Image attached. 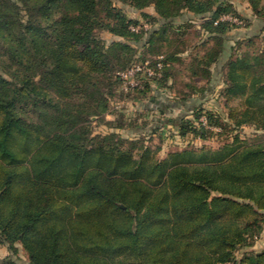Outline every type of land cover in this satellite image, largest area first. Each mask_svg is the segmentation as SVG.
<instances>
[{
	"label": "trees",
	"instance_id": "16d2710c",
	"mask_svg": "<svg viewBox=\"0 0 264 264\" xmlns=\"http://www.w3.org/2000/svg\"><path fill=\"white\" fill-rule=\"evenodd\" d=\"M118 1L152 6L151 25L132 30L141 22L114 0H0V242L21 244L29 264H264V248L236 254L264 223V26L228 45L251 21L231 0ZM248 2L264 21V0ZM161 55L155 83L175 102L207 97L222 62L227 116L199 104L176 127L182 137L229 132L231 142L160 159L112 130L118 92L158 100L149 80L121 89L118 72ZM103 122L105 134L94 130ZM245 126L253 140L240 138Z\"/></svg>",
	"mask_w": 264,
	"mask_h": 264
},
{
	"label": "rangeland",
	"instance_id": "374dc122",
	"mask_svg": "<svg viewBox=\"0 0 264 264\" xmlns=\"http://www.w3.org/2000/svg\"><path fill=\"white\" fill-rule=\"evenodd\" d=\"M231 1L234 2V5L238 11L247 16L251 21L248 26L244 25L242 28L238 27L231 30L229 32L230 36H239L240 32L247 29H250L252 34H254L253 32H256V29H258L259 26H264V21L255 19V17L251 14L252 11L248 0ZM114 3L117 7L121 8L129 18L138 19L141 23H150L143 13L153 12L154 10L152 6L145 7L144 9H137L129 3H124L118 0H114ZM189 17V15L183 17V24L184 20L186 21ZM186 28V37L191 40V46H194V44L199 39L198 36L196 37L195 27L192 25H186ZM102 35L107 40L115 37L108 32H102ZM197 48H194V51L197 50ZM200 48L203 49L201 46ZM215 76H218V82L222 83V76ZM153 87L154 90L151 93L158 95V104L165 101V99L168 97L171 98V95L175 93V91H170L168 88H160L159 84L155 82H153ZM221 88L222 87H220V89ZM215 92L216 93H214L210 98H197L198 96H195V100L200 101V105L203 104L202 101L205 102L203 107H205L206 110L209 109L215 111L217 114L226 117L227 107L224 105V100L222 98H217L218 91ZM173 99L174 97L171 98L170 101H174ZM197 105L198 103L195 105L194 98L189 99L188 101L183 102L182 106H172L174 110L167 111L165 115H162L157 109L156 103L150 102L149 100L137 101L134 99H127L118 92L117 95L112 99L111 110L106 115V120L110 122L112 121L111 126L114 127L112 130L117 131L120 138L136 139L138 143H144L145 146L150 147L153 151H156V156L160 159L165 158L169 151L183 149L186 145H195L196 147L204 145L211 148H218L226 142H231L233 140V136L229 135V132L224 134H214L208 138L195 136L192 133H189L184 137L178 134V128L176 127L177 119L182 116L192 118L195 113V106ZM104 122L100 125H97L94 130L104 134L107 131H110L111 127L109 124ZM155 125L159 126V128L153 129ZM256 133L257 132L254 127L245 126L240 129V138L242 140H253L256 136ZM263 248L264 223L262 225L260 234L252 239L250 246L239 248L236 251V254L238 257H242L243 253L246 251L258 252ZM5 259H11L15 264H29V258L21 244L17 245V250H13L10 249L8 245L0 242V262Z\"/></svg>",
	"mask_w": 264,
	"mask_h": 264
},
{
	"label": "built area",
	"instance_id": "2783aa9c",
	"mask_svg": "<svg viewBox=\"0 0 264 264\" xmlns=\"http://www.w3.org/2000/svg\"><path fill=\"white\" fill-rule=\"evenodd\" d=\"M220 19L230 20L237 24L243 23L238 17L227 13L223 14ZM149 26L148 22H143L137 25H131V29L139 30L141 27L148 28ZM162 57V55L159 56L156 66L153 65L150 59H141L134 62L129 68L119 71L118 74L121 78V89L129 91L136 88H142L146 80H149L151 83L155 82V78L161 74L159 69L163 67V62L161 61ZM200 122L215 132L221 131V127L211 124L206 115L201 116Z\"/></svg>",
	"mask_w": 264,
	"mask_h": 264
},
{
	"label": "crops",
	"instance_id": "0c3cea01",
	"mask_svg": "<svg viewBox=\"0 0 264 264\" xmlns=\"http://www.w3.org/2000/svg\"><path fill=\"white\" fill-rule=\"evenodd\" d=\"M260 28L262 29V26H259L258 29H256L257 31L256 32H253V33L254 34L259 33L261 31ZM248 34L249 35L252 34V32L250 31V29H247L245 31L240 32L239 33V36L244 37V36H246ZM236 37L237 36H235V37L230 36V40H229L228 45H232L234 43V39ZM221 64H222V62H221ZM221 64L219 63V64H217V65L214 66V83H212V85L209 88L210 90H209V92L207 94V97L208 98L212 97V95L214 93H216L215 91H219L220 87H222V85H223L222 83L218 82L219 81L218 76H215V75H221ZM171 96H172L171 98L175 97V93H173ZM171 98H169V97L166 98L165 101H163L160 104L157 103L158 100L156 102H153V103H156V107H157V109L160 111V113L162 115H165L167 111L174 110V108H172V106H182L183 105V102L170 101ZM197 98H204V97H197ZM195 99H196V97H194L195 105H196V103H198V105H199L200 101H197ZM201 100H203V99H201ZM202 103H203L202 105L204 106V103L205 102L202 101Z\"/></svg>",
	"mask_w": 264,
	"mask_h": 264
}]
</instances>
